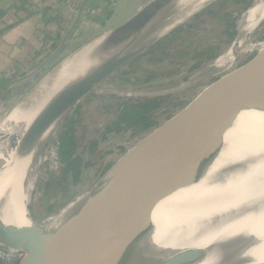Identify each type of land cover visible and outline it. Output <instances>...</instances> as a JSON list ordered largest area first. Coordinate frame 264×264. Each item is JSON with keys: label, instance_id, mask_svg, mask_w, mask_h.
<instances>
[{"label": "water", "instance_id": "water-1", "mask_svg": "<svg viewBox=\"0 0 264 264\" xmlns=\"http://www.w3.org/2000/svg\"><path fill=\"white\" fill-rule=\"evenodd\" d=\"M166 1L149 0L123 23L99 35L103 38L85 55L91 64L46 103L20 136L18 158L26 157L73 105L150 46L217 0H210L197 11H193L196 0H188L183 5L180 20L165 19L151 23L154 13ZM88 2L82 0L80 3L58 48L33 69L13 79L10 85L33 77L58 53L79 22ZM69 55L45 75L56 69ZM221 55L220 52L189 71L188 76L176 74L163 82L169 84L138 90V94L131 96L128 104L147 98L165 99L152 111L151 124L145 129V125L139 124V128L124 126L120 130L113 128L107 131V122L93 139V146H86L85 150L79 152L78 170L75 172L64 166L51 181L47 191H43L40 200L42 211L34 213L29 210L30 217L38 223L17 226L4 224L0 220V245L24 252L18 264H102V256L112 232L130 218L131 208H155L157 201L134 197L143 189L161 184L176 155L186 154L213 160L224 145L225 133L232 127L242 108L264 111V47L238 56L234 64L224 71L202 81L192 80L208 63ZM239 60L240 64L235 66ZM199 81L206 84L181 104L174 93ZM6 90L0 93V99ZM123 108L121 106L119 110ZM162 115L164 117L160 118ZM126 136L132 138V142L124 148L118 146V155L107 161L106 157H100L99 161L94 162L93 156L106 148L103 145H111L106 149L110 153L116 142ZM14 139L13 135L10 136V143ZM242 149L239 157L244 158L247 153ZM225 157H229V154H225ZM225 157L223 160L227 161ZM98 171L93 184L81 189L87 184L89 176ZM255 174L263 176L264 170L256 171ZM78 186H81V190L70 192V189ZM72 201L76 202L72 208L57 223L48 226L49 217ZM196 252L194 250L190 253L198 256ZM235 256L236 252L231 258Z\"/></svg>", "mask_w": 264, "mask_h": 264}, {"label": "bare ground", "instance_id": "bare-ground-1", "mask_svg": "<svg viewBox=\"0 0 264 264\" xmlns=\"http://www.w3.org/2000/svg\"><path fill=\"white\" fill-rule=\"evenodd\" d=\"M187 1L167 0L154 13L151 23L165 19L180 20ZM209 1L196 0L193 11ZM263 24L264 0H252L236 19L234 44L227 46L217 60L208 63L192 80L213 76L230 68L238 56L263 48L264 42L254 40L256 30ZM102 38L96 37L69 53L56 69L42 77L29 93L30 97L24 101L25 96L17 103L24 101L25 105L11 132L15 139L8 142L6 150L0 200V220L4 224L29 226L37 222L30 217L25 199L32 200L56 124L24 158L17 157L18 140L46 103L91 64L85 55ZM106 91L129 96L139 93L113 88ZM253 109H241L232 131L229 128L225 133L224 145L215 159L176 155L161 184L135 195L134 199L154 200L157 204L153 210L131 208L130 218L112 232L102 264L264 262V175L255 174L264 170V111L257 109L256 113L263 112L244 124L238 120ZM14 111L5 118V125L13 119ZM241 148L247 153L244 158L239 157ZM251 151L253 153L249 154ZM224 157L227 161L223 160ZM75 203L72 201L62 206L63 209L69 208L49 219L47 225L57 223ZM194 250L198 256L190 253ZM235 252L237 256L231 258Z\"/></svg>", "mask_w": 264, "mask_h": 264}, {"label": "rangeland", "instance_id": "rangeland-1", "mask_svg": "<svg viewBox=\"0 0 264 264\" xmlns=\"http://www.w3.org/2000/svg\"><path fill=\"white\" fill-rule=\"evenodd\" d=\"M104 1L108 4L109 7H112L115 9H114V13L112 15H110L108 18H106L107 20L104 22L103 25L100 26L101 28H103V27L110 28L111 26L116 27L117 25L121 24V22H123L128 17H130L131 14H134L136 9L138 10L139 0H121L120 3H118V4H120V6H116V7H113L115 4H117L115 2L116 0H104ZM222 1L227 2L224 6L230 7L229 11L231 12V15L234 14V16H233L234 28L233 29H234V34H236L235 22H236V19L238 18V16L240 15V13H238L239 9L247 8V6L252 2V0H241L240 2H236V3L233 2V0H222ZM81 2H82V0H76V2L74 0V2H73L74 6L72 8L67 7L65 10L67 12V16H70L71 18L73 17V19H74V16L76 15V12H77L78 7H79ZM208 6H206V7H208ZM206 7H204L202 10H200L195 15H193L190 18V20H188V21H191L193 19V17L197 16ZM103 11L104 10L102 9V12H100V15L104 14ZM219 18L220 17H216V20H218ZM68 21H70V20H68ZM187 22H185L182 25H185ZM12 23H13V19H8L6 21V23H4V27L9 26ZM207 26L209 28L205 29L204 31L203 30L201 31V29L195 30L196 40H194L193 44L200 45V44H202V42L203 43L209 42L213 45L218 44L219 48H226L227 46L234 44V37H232L233 39H230L229 37L227 38V34L222 27L217 28V29L216 28L212 29L214 27V24L210 25L208 23H207ZM96 27L97 26H94L92 28V30H90L89 32H86L85 34H83V36H80L76 40L74 45L69 47L65 52H63L59 57H57L56 60H54V62H52V64L48 65L45 69L41 70L40 72L35 74L33 77L19 81V82H16V83H13L12 85H10V82L13 79L24 74V73L19 74L20 73L19 72L18 74L14 75L10 78H7V80H0V82L3 83L2 86H0V93L3 92L5 89H7L6 92L4 93V95L2 96V98L0 99V130L2 129V131H0V200H1V185H2V181L4 179L5 166H6V150H7L8 142H9L10 135L12 132L11 130L13 129V127H14L17 119H18V116L21 113V111L25 105V104H23L24 101L27 99L31 90L36 86V84L41 80V78L49 70H51V68H53L62 58H64L66 55H68L69 53H71L73 50L77 49L81 45L85 44L86 42L94 39L95 37H97L100 34L105 32V31L100 32V29L96 30ZM100 27H97V28H100ZM107 30H110V29H107ZM233 36H235V35H233ZM254 40L255 41L264 40V24L256 30V32L254 34ZM192 46L193 45L189 46L188 50H190V48ZM174 50L175 51H173L172 53H175V57L173 56V59L170 61L168 60V61L162 62L159 66H157V69L162 70L164 68H168V69L169 68H178L179 69L178 74L182 73V74L188 76L189 75V68H190V65L187 63L188 61L185 58H182V56H180V54H179L178 50H176V48ZM175 61H176V63H175ZM204 62H206V61L201 62L200 65ZM240 62L241 61L239 60L235 64V66L239 65ZM7 75L8 74H6V76ZM163 78L160 77L156 81H153L152 83H149V84H142L140 86H135V87L128 86V87H123V88H120V87L113 85V82H111V81H106L102 85H100L99 87L94 89L91 93H89L87 95V97L85 96L78 103L73 105L65 113V115L57 122V124L55 126V129L53 131V138L50 140L48 147H47V152H48L47 159L42 164V167H41L42 172H41V175L38 178V182L35 185V188L33 190L32 200H30L28 198L26 200L24 198L26 201V205L27 206L29 205L28 209L32 210L34 213H38V212L42 211V206H41L40 200H41V196H42L43 192L41 189L42 185H40V184L43 180V169L45 168V170H46V168L48 169L49 168L48 166L51 165L50 170H55L53 173L54 177H55L57 175V173L65 165V162H63L61 160L60 155H59V147H60L59 131L61 130V128L63 127V125L65 123V120H64L65 116H71V115L74 116L75 108L77 106H81L80 107V114L78 115L76 121L72 125L74 135L78 136L79 138L83 137L79 140L78 145L75 147L76 153L81 152L82 150L86 149V146H87L86 143L91 138L95 139L99 135V132L101 131L102 127L107 123V120L109 119V113H111L112 109L111 108L106 109V105L108 103H110V101L112 99H115V98H113V96L120 97L121 101L122 100L127 101L128 99L129 100L131 99V96H129L127 94L120 95V94H116V93L111 92V91H106L107 89L113 88L115 90H119V91H125L126 90L127 92L131 91V93H133V92H137L138 90H145V89L152 88V87H159L160 85H164V84L165 85L169 84V83H163V82H165V79H163ZM161 79H163V80H161ZM157 81H160L163 84L162 83H159V84L155 83ZM204 84H206V82H200L199 81L197 83H191L190 85H192V86H189L187 88H183L182 90H180L179 92H176L174 94L176 95V98L181 101V104H182V103L186 102L189 98H191L193 95H195L198 92V90H200V88ZM24 97H25L24 101L18 105L17 103L20 102ZM17 105H18V107H17ZM121 106H119V108ZM16 107H17V109H16V111H14V108H16ZM19 108H21V109L17 113V110ZM13 111H14L13 119L11 121H9L7 123V125H5V123H4L5 118L10 116ZM256 112H257V109H253L252 111H247L246 113H244L243 116H240L241 118H238V120L240 119L239 121L240 122L242 121V124H244V123L248 122L250 119L258 117L263 111H261L259 113H256ZM16 113H17V115H15ZM246 116H251V117H246ZM163 117H164V115H162L160 118H163ZM233 126H234V124H233ZM225 135H224V137H225ZM131 142H132V138H130L129 136H126L122 139H119L116 142V145L113 147V151L110 153L109 152L107 153L106 149L108 150L111 147V145L105 143L107 145H103V147H106V148L99 150L100 152H98L96 155L93 156L94 162L99 161L100 157H103V158L106 157L105 161L109 160L114 155L119 154V152H118L119 147L124 148V146L131 144ZM96 167H98V166H96ZM46 171H49V170H46ZM46 171H45V173H46ZM98 173H99V171L93 175H90L87 184L83 185L82 188H81V186L73 187L72 189H70L71 190L70 192L76 191L80 188L85 189V188H87V186H91L93 184V182L96 180ZM50 174H52V173H50ZM50 174H48L47 180H48V178H51V177H49ZM59 191H61V189ZM43 221L44 220H42V222Z\"/></svg>", "mask_w": 264, "mask_h": 264}, {"label": "trees", "instance_id": "trees-1", "mask_svg": "<svg viewBox=\"0 0 264 264\" xmlns=\"http://www.w3.org/2000/svg\"><path fill=\"white\" fill-rule=\"evenodd\" d=\"M240 1L241 0H233V2L235 3ZM226 3V1L222 0H217L213 2L203 11H201L197 16L193 17L191 21H188L185 25L178 27L173 32L157 41L155 44H153L144 52H142L139 56H137L128 64H126L123 68L114 73L106 81H111L113 82V85L123 88L128 86L135 87L140 86L142 84H149L153 81H156L160 77H164L163 79L173 77L179 73L178 68H164L162 70H158L157 66H159L164 61L172 60L173 56L175 57V53H172L173 51H175V48L176 50H178L180 56H182V58H185L188 61L187 63L190 65L189 71L198 67L201 62L208 61L209 59L215 57L225 48H219L218 44L213 45L209 42H202V44L200 45L193 44L194 40H196L195 30L201 29V31H204L205 29L209 28L207 26V23L210 25L214 24V27L212 29L222 27L227 34V38L229 37L230 39H233L232 37H234L233 35H235L233 29L234 14L231 15V12L229 11L230 7L224 6ZM245 9L246 8L239 9L238 13H242ZM216 17L220 18L216 20ZM191 45L193 46L190 48V50H188V47ZM113 98L115 99H112L110 103L106 105V109H112L111 113H109L108 120L110 121L114 117L113 121L109 122L107 120V122L109 123L107 126V131H110L113 128L120 130L124 126L139 128V124L145 125V129L148 125L151 124L150 117L152 111L155 108L159 107L162 101L165 99L161 97L147 98L138 100L132 104H128L130 101L129 99L127 101H121L120 97L113 96ZM121 105L124 106V108L119 110V106ZM80 107L81 106H77L75 108L74 116H65V123L59 131L60 158L63 162H65L64 166L68 170H72L75 172L78 170L79 164V152H75V147L78 145L79 140L83 137L79 138L78 136L74 135L72 125L80 114ZM92 143L94 144L93 139L91 138L86 143V145L93 146ZM48 167L49 168H46V170L49 171H46L45 168L43 169V180L40 184L42 185V192L44 190L47 191L51 181L54 178L53 173L55 170H50L51 165H49ZM48 174H50L49 177L51 178H48L47 180ZM68 208H60L57 212L52 214L49 219L60 215L61 213L65 212ZM0 264H5V262L0 259Z\"/></svg>", "mask_w": 264, "mask_h": 264}, {"label": "crops", "instance_id": "crops-1", "mask_svg": "<svg viewBox=\"0 0 264 264\" xmlns=\"http://www.w3.org/2000/svg\"><path fill=\"white\" fill-rule=\"evenodd\" d=\"M120 1L116 0L117 4L113 7L120 6ZM148 1L139 0L138 9ZM73 2L74 0H0V80H7L19 72L22 74L33 69L58 48L73 21V17L67 16L65 11L67 7L74 6ZM102 9L104 14L100 15ZM114 9L104 0H89L66 43L41 70L74 45L80 36L94 26L103 25L106 18L114 13ZM8 19H13V23L4 27ZM97 27L96 30L100 29L102 32L115 26ZM2 84L0 82V86Z\"/></svg>", "mask_w": 264, "mask_h": 264}, {"label": "built area", "instance_id": "built-area-1", "mask_svg": "<svg viewBox=\"0 0 264 264\" xmlns=\"http://www.w3.org/2000/svg\"><path fill=\"white\" fill-rule=\"evenodd\" d=\"M23 256V251L0 245V259L3 260L5 264H18Z\"/></svg>", "mask_w": 264, "mask_h": 264}]
</instances>
